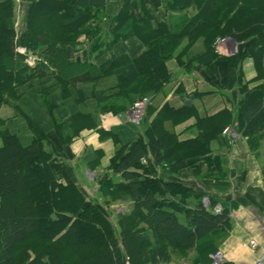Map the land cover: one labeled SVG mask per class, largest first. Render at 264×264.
Instances as JSON below:
<instances>
[{
    "label": "trees",
    "instance_id": "1",
    "mask_svg": "<svg viewBox=\"0 0 264 264\" xmlns=\"http://www.w3.org/2000/svg\"><path fill=\"white\" fill-rule=\"evenodd\" d=\"M20 2L23 13L16 29V0H0V106L15 107L19 90L48 73L44 64L50 63L55 47L72 45L80 35L93 39L91 46H113L132 37L143 44L145 50L136 59L112 58L108 64L107 74L118 80L116 94L127 106L141 96H155L170 82L166 64L182 41L190 46L202 39L204 52L195 59L200 65L210 67L221 58L237 68L246 53L222 58L214 51L215 41L255 39L250 54L254 81L261 83L249 89L239 72L235 116L224 109L198 119L197 135L184 141L167 131L164 123L186 120L193 114L191 108L163 105L149 119L155 111L148 107L137 125L142 134L129 150L128 144L116 148L110 160V169L123 183L97 181V195L106 205L126 198L133 203L132 211L121 215L116 226L78 185L55 181L50 167L54 150L42 131L24 140L1 130L0 120V264H123L124 260L153 264L168 260L170 251L201 250L200 240L225 234L230 229L228 209L215 214L216 202L211 199L207 207L198 200L191 208L187 202L194 192L164 177L197 159L214 161L211 142L234 122L248 143L264 136V0H170L165 3L167 11L196 8L193 16L181 15L174 27L166 20L152 24L144 0L126 1L104 25L107 41L100 40L103 27H98L106 0ZM16 46L40 56L42 62L27 66ZM125 108L123 104L115 114ZM107 135L114 138L115 132Z\"/></svg>",
    "mask_w": 264,
    "mask_h": 264
},
{
    "label": "crops",
    "instance_id": "2",
    "mask_svg": "<svg viewBox=\"0 0 264 264\" xmlns=\"http://www.w3.org/2000/svg\"><path fill=\"white\" fill-rule=\"evenodd\" d=\"M126 1L133 3L137 0H112L106 4L105 14L116 16ZM144 1L153 17L152 24L156 20H166L174 27L181 15L190 17L196 13L194 6L179 12L167 11L165 3L170 0ZM107 36L109 32L103 29L100 40L107 41ZM92 41L86 39L88 46H56L50 63L44 64L48 73L36 77L31 85L19 90L15 107L1 105L0 120L1 130L24 140H29L34 131L43 132L54 150L50 167L57 183L86 185L90 182L87 185L93 184L97 191V181L103 178L110 179L113 184L123 183L121 177L110 169V160L116 148L128 144L129 150L142 134L141 127L119 119L115 114L124 104L126 108L118 114L125 116L127 104L116 94L118 80L113 73L107 74L108 64L112 58L132 61L145 48L135 37L122 39L113 46H91ZM242 44L244 46H235V52H245L246 57L237 68L228 66L221 58L210 67L200 65L195 59L205 46H177L174 56L166 64L171 80L160 93L152 96L149 107L155 112L149 119L163 105L175 110L191 108L193 114L186 120L173 125L164 123L167 131L184 141L197 135L195 123L198 119L224 109L235 116L240 99L239 72L242 83H247L249 89L261 83L254 81L256 72L250 54L256 40ZM226 52V48H221V54L218 52L217 55L223 58L235 53L227 55ZM230 126L235 127L236 123ZM110 131L115 132L114 138L107 135ZM210 150L214 161L197 159L164 179L180 183L194 192V197L187 202L191 208L198 200L204 205V200L211 199L221 209H228L230 229L225 234L200 240L201 250L194 247L183 252L170 251L168 260L153 264H211V255L217 251L224 257L223 264H254L260 256L261 250L251 251L242 244L254 239L258 249L264 248V137L248 143L247 138L230 141L227 136L220 135L211 142ZM114 206L124 209L115 215L116 226L121 215L132 211L133 203L126 198L108 207ZM123 264L128 263L124 260Z\"/></svg>",
    "mask_w": 264,
    "mask_h": 264
},
{
    "label": "rangeland",
    "instance_id": "3",
    "mask_svg": "<svg viewBox=\"0 0 264 264\" xmlns=\"http://www.w3.org/2000/svg\"><path fill=\"white\" fill-rule=\"evenodd\" d=\"M112 3V0H107L106 1V4L108 3ZM106 7L107 6H105V8H104V10H103V12H101L100 14V18H101V22H100V24L98 25V27L99 26H101V27H103V28H100V30H102V29H107L108 28V26H106V27H104V25L105 24H107V23H109V20H110V18H112V17H109L108 15H106L105 14V11H106ZM22 13H23V8H22V6H21V2H20V0H16V6H15V25H16V29L17 28H19V25H21V17H22ZM103 16V17H102ZM93 25L92 26H94V24H95V22L94 23H92ZM86 39H87V37L86 38H84V36L82 37L81 35H80V37H78L77 38V40L75 41L76 43H74V44H72V46H88V44H87V42H86ZM245 42V41H244ZM244 42H240V43H235L233 40H231V39H229V38H222V39H218V40H216L215 41V43H214V51H215V53L217 54L218 52L221 54V48H226L227 50H228V52H226V53H228L227 55H229V54H232L233 52H235V46H244V44H242V43H244ZM197 43V44H196ZM246 43V42H245ZM198 44L200 45V46H203L204 44H203V41H202V39H199V40H197V41H195L194 43H192V45H190V46H198ZM71 45V44H70ZM92 45V44H91ZM228 45V46H227ZM179 46H187V41H182L181 43H180V45ZM222 46H224V47H222ZM230 46H232V47H230ZM231 48V49H230ZM187 50H185L184 52H186ZM217 51V52H216ZM27 52H29V53H31L30 51H28L27 50ZM204 52V51H203ZM237 52H235L233 55H235ZM233 55H231V56H233ZM183 57V56H182ZM220 57H222V56H220ZM230 57V56H229ZM224 58H227V57H224ZM143 97H147L148 98V103H147V105L145 106V109H144V113H143V115H142V118H141V120H140V122L142 121V119L144 118V116H145V112H146V109L151 105V100H152V96L151 95H145V96H141V97H139V98H137L136 100H134L133 101V103L135 102V101H139V99H141V98H143ZM132 103V104H133ZM131 104V105H132ZM131 105H128L127 106V109H126V111H125V113H123V115H126L127 114V111L129 110V108L131 107ZM118 115V114H117ZM123 119L126 121V122H128V120L126 119V116H123ZM139 122V123H140ZM225 129V128H224ZM223 129V130H224ZM226 129H229V132L227 133V134H223V133H221V135H225V136H227L228 137V140H230V141H232L233 139H235V138H246V137H244L242 134H241V132H239L238 130H237V128H236V126L235 127H232V126H227L226 127ZM264 137V136H263ZM259 139V138H258ZM257 140V139H256ZM87 184H90V182L89 183H87ZM84 185V184H82V185H84V187L82 186V185H78V187H79V189L84 193V194H86V197H87V199H89V200H92V201H95V203H97L98 204V206L100 207V208H102V211L103 212H105V214L108 216V219L110 220V222L114 225L115 224V215L118 213H121V211H124V209L122 208V206H114V207H108L109 205H106V201L105 200H103L102 198H100V197H98V195H97V191H96V187H94V185L93 184H91V185ZM104 204V205H103Z\"/></svg>",
    "mask_w": 264,
    "mask_h": 264
},
{
    "label": "built area",
    "instance_id": "4",
    "mask_svg": "<svg viewBox=\"0 0 264 264\" xmlns=\"http://www.w3.org/2000/svg\"><path fill=\"white\" fill-rule=\"evenodd\" d=\"M16 52L26 57L25 63L28 66H34V64L39 61V58L37 56H33L30 53H27L26 50L23 48L17 47ZM147 103H148L147 97H143L139 99V101H135L127 111V114L125 115L128 122L136 125L139 124ZM118 117L120 118L121 116L119 115ZM228 132L229 129L226 128L222 131L223 134H227ZM204 203L206 204L205 201ZM220 211L221 208L219 206H215L213 209V212L215 214H218ZM242 246L247 247L251 251L261 250L260 256L254 262V264H264V248L258 249V244L254 239L247 240L245 243L242 244ZM223 262H224V257L219 251L211 255V264H223Z\"/></svg>",
    "mask_w": 264,
    "mask_h": 264
},
{
    "label": "bare ground",
    "instance_id": "5",
    "mask_svg": "<svg viewBox=\"0 0 264 264\" xmlns=\"http://www.w3.org/2000/svg\"><path fill=\"white\" fill-rule=\"evenodd\" d=\"M228 46V45H227ZM231 49V48H230Z\"/></svg>",
    "mask_w": 264,
    "mask_h": 264
}]
</instances>
